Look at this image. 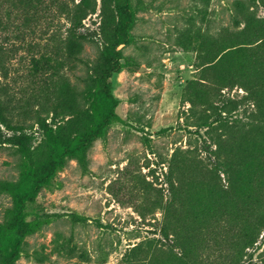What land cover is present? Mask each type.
<instances>
[{
    "label": "trees",
    "instance_id": "trees-1",
    "mask_svg": "<svg viewBox=\"0 0 264 264\" xmlns=\"http://www.w3.org/2000/svg\"><path fill=\"white\" fill-rule=\"evenodd\" d=\"M236 7L232 25L243 24L241 29L233 35H200L196 57L207 61L198 67L200 77L184 87L183 102L189 106L182 113L187 122L194 118L193 125L205 128L207 138L199 147H176L165 161L159 227L165 248L152 250V264H253L258 241L264 242V18L254 17L244 1ZM98 8L96 34L105 48L78 87L61 70L83 60L84 45L93 40L84 20ZM131 22L128 8L116 0H0V146L8 144L22 155L30 139L28 120L43 137L35 147L32 191L0 179V193L12 197L4 223L8 231L19 237L32 232L23 221L24 203L67 158L84 163L93 141L116 117L110 79L119 69L118 46L128 42ZM43 35L40 50L36 38ZM18 48L28 51L27 75L38 92L28 99L15 97L2 81ZM234 86L244 95L228 96ZM98 95L105 99L104 111L95 106ZM241 105L248 119L240 125L232 114ZM54 250L69 257L77 253L71 237L55 241ZM18 256L16 247L9 253L0 248V264H13Z\"/></svg>",
    "mask_w": 264,
    "mask_h": 264
},
{
    "label": "rangeland",
    "instance_id": "rangeland-1",
    "mask_svg": "<svg viewBox=\"0 0 264 264\" xmlns=\"http://www.w3.org/2000/svg\"><path fill=\"white\" fill-rule=\"evenodd\" d=\"M237 1H244L254 17L264 18L261 0H116L132 14L128 42L118 46L119 69L110 79L116 117L93 141L84 163L67 158L34 199L24 203L23 221L31 233L19 237L6 229L12 197L0 193V248L9 253L16 247L19 256L13 264L153 263L152 250L165 248L159 231L165 209V161L176 147H199L207 138L205 128L193 125L194 118L187 122L182 113L189 106L183 102L184 87L200 77L198 67L207 61L196 57L200 35H233L241 29L243 24L232 25ZM121 11L120 18L126 19ZM58 21L63 28L64 18ZM84 23L93 40L85 43L82 61L61 70L78 87L105 48L96 34L99 8ZM46 36L36 38L40 50ZM28 58V51L18 48L7 64L9 76L2 80L17 98L38 95L27 75ZM227 95L239 98L244 91L234 86ZM95 106L105 110L102 95ZM232 118L240 125L248 119L242 105ZM27 123L30 139L22 155L14 154L8 144L0 146V179L18 181L21 190L32 191L35 147L43 137L31 120ZM66 237L77 251L72 257L54 252L55 241ZM263 251L259 240L253 264H264Z\"/></svg>",
    "mask_w": 264,
    "mask_h": 264
}]
</instances>
